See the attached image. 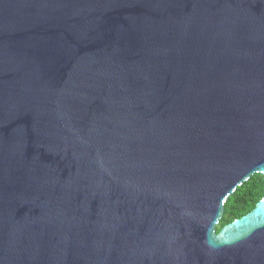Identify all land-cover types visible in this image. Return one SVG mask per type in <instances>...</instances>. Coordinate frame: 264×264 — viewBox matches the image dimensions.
<instances>
[{
    "label": "water",
    "instance_id": "1",
    "mask_svg": "<svg viewBox=\"0 0 264 264\" xmlns=\"http://www.w3.org/2000/svg\"><path fill=\"white\" fill-rule=\"evenodd\" d=\"M264 0H0V264H264Z\"/></svg>",
    "mask_w": 264,
    "mask_h": 264
},
{
    "label": "trees",
    "instance_id": "2",
    "mask_svg": "<svg viewBox=\"0 0 264 264\" xmlns=\"http://www.w3.org/2000/svg\"><path fill=\"white\" fill-rule=\"evenodd\" d=\"M263 198L264 177L261 174H255L242 186L238 187L225 203L224 216L217 227V232L223 226L254 210Z\"/></svg>",
    "mask_w": 264,
    "mask_h": 264
}]
</instances>
